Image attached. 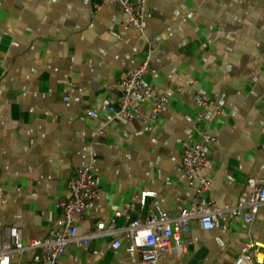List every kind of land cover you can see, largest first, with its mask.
<instances>
[{"label": "crops", "instance_id": "1", "mask_svg": "<svg viewBox=\"0 0 264 264\" xmlns=\"http://www.w3.org/2000/svg\"><path fill=\"white\" fill-rule=\"evenodd\" d=\"M101 2L95 10L94 0H0V247L10 225L24 241L47 234L79 166L92 164L102 188L79 221L83 232L146 191L145 211L189 206L195 189L179 163L200 138L198 92L223 109L211 107L202 122L217 137L202 170L213 199L236 205L251 196L248 179L264 176V0H149L141 29L125 23L114 0ZM147 54L145 81L168 95L158 119L90 116L117 103L119 82ZM151 99L138 100L149 110ZM187 236V249H168L159 264H234L250 238L264 243V206L252 223L224 215L204 229L193 220ZM111 241L69 247L61 260L140 264L139 251ZM11 264L43 263L26 251L12 253Z\"/></svg>", "mask_w": 264, "mask_h": 264}, {"label": "built area", "instance_id": "2", "mask_svg": "<svg viewBox=\"0 0 264 264\" xmlns=\"http://www.w3.org/2000/svg\"><path fill=\"white\" fill-rule=\"evenodd\" d=\"M101 1L94 0L95 10L101 8ZM114 1L124 13L125 23L129 25L141 29L145 18L151 16L148 9L149 0ZM151 59V55L147 54L137 67L126 72L125 77L119 82L121 94L117 103L104 104L99 109H88V114L97 117L100 112H104L107 123L117 118L157 120L166 106L168 95L165 92H156L154 86L145 81ZM146 96L152 98L149 110L145 109L138 100ZM69 98V95H65L64 100L67 101ZM195 100L198 111L194 127L200 138L184 148L179 163L189 183L195 189L189 206L182 208L178 213H173L160 204L145 211L147 197L153 194L146 191L142 193L138 203L117 209L109 221L101 220L94 229L83 232L80 230L79 221L100 197L102 188L92 164L79 166L67 182L68 197L59 199L57 203L61 208V214L44 237L24 241L20 227L10 225L4 228L0 264H11L12 253L26 251H33L34 259L43 264H66L61 259L69 247H83L93 240L106 237L112 238L111 245L114 248L124 246L129 252L139 251L140 264H159L168 249L174 248L179 254L187 249L191 242L187 234L193 220H199L204 229L220 226L224 215L243 216L246 222L252 223L260 208L264 206V176L248 179L251 196L236 205H221L213 199V182L203 174L202 170L208 168L210 164L205 146L208 142L215 141L217 137L203 128L202 122L211 107H216L219 112L223 109L208 94L198 92ZM1 200H4V197H0ZM120 219H123L122 222ZM216 239L221 245L224 244L219 236ZM262 263H264V243L250 238L245 250L236 257L234 264Z\"/></svg>", "mask_w": 264, "mask_h": 264}]
</instances>
